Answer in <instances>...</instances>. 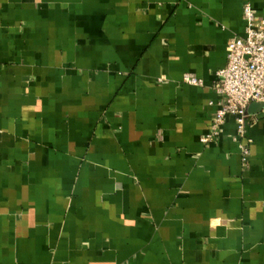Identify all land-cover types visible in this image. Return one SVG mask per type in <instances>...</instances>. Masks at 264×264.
<instances>
[{
	"label": "crops",
	"instance_id": "1",
	"mask_svg": "<svg viewBox=\"0 0 264 264\" xmlns=\"http://www.w3.org/2000/svg\"><path fill=\"white\" fill-rule=\"evenodd\" d=\"M245 4L0 0V264H264L262 110L201 141Z\"/></svg>",
	"mask_w": 264,
	"mask_h": 264
},
{
	"label": "built area",
	"instance_id": "2",
	"mask_svg": "<svg viewBox=\"0 0 264 264\" xmlns=\"http://www.w3.org/2000/svg\"><path fill=\"white\" fill-rule=\"evenodd\" d=\"M246 23L245 36L229 40L227 65L216 73L215 91L221 97L219 109L212 121L210 132L203 143H211L219 135L227 117H233L237 125L235 141L246 136V118L252 104H261L264 114V20H257L250 4L243 7ZM184 82L202 86V80L186 75ZM250 142V141H249ZM243 160L250 155L248 145L240 144Z\"/></svg>",
	"mask_w": 264,
	"mask_h": 264
},
{
	"label": "water",
	"instance_id": "3",
	"mask_svg": "<svg viewBox=\"0 0 264 264\" xmlns=\"http://www.w3.org/2000/svg\"><path fill=\"white\" fill-rule=\"evenodd\" d=\"M255 106L260 107L261 110H262V108H263V106H262L261 104L253 105L252 107H255ZM252 107H251V108H252ZM251 108H250V109H251Z\"/></svg>",
	"mask_w": 264,
	"mask_h": 264
}]
</instances>
